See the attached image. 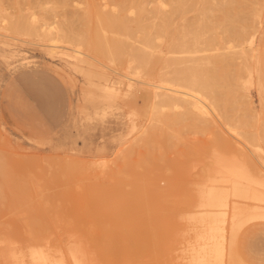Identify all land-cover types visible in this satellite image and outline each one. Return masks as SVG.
I'll return each instance as SVG.
<instances>
[{"label": "rangeland", "instance_id": "rangeland-1", "mask_svg": "<svg viewBox=\"0 0 264 264\" xmlns=\"http://www.w3.org/2000/svg\"><path fill=\"white\" fill-rule=\"evenodd\" d=\"M70 1L0 0V249L1 239L9 233L17 247L27 250L33 243L32 233L49 234L51 241L65 244L76 232L86 243L87 258L95 264H171L173 260L172 264H195L194 257L206 242L201 232L207 214L199 212L198 192L209 173L206 165L214 166L218 150L223 149L225 159L231 161L239 158L235 155L241 151L240 143H248L241 144L249 153L244 155L253 156L252 162L258 166L255 168L248 157V170L260 181L257 188L264 197V88L259 86L256 57L237 60L247 66L240 75L248 109L236 103L234 113L232 104L227 105L235 116L229 110L226 114L225 105L217 122L224 124L220 125L222 131L228 123L235 126L245 140L227 127L223 132L229 134H221L220 140L218 134H192L195 129L189 126V114L182 119V109H172L164 102L163 107L153 95L154 87L146 83L155 82V76L141 74L143 69L136 73L121 58L112 63L97 58L85 48L83 57L94 66L82 63L83 70L75 69L62 50L47 52V37L25 30L22 34L21 29L10 27L20 15L29 18L33 13L39 23L56 22L66 15L74 19L77 31L86 28L80 19L86 0ZM262 36L264 6L258 7L256 30L246 42L256 54L264 46ZM166 46L167 39L157 41V54L164 56ZM87 69L106 76L87 75ZM103 85L117 88L107 95L109 99L102 94L106 92ZM226 115L228 123L220 120ZM231 115L235 117L230 119ZM141 128L147 132L140 134ZM223 137L231 143L236 140L233 146L237 144L239 149L227 146ZM205 143L224 144L229 150L225 151L224 145L218 150L210 145L212 151L213 147L218 151L214 156ZM103 160L109 161V166ZM100 163L106 168L102 170ZM233 200L255 201L233 195L228 198L230 207ZM245 214L240 216L243 223L237 221L240 217L236 219L237 228L232 226L231 232L226 215L224 227L228 225L230 233L225 232V264H264V217ZM226 244L233 246V258L227 257ZM7 259L6 250H0V264Z\"/></svg>", "mask_w": 264, "mask_h": 264}, {"label": "bare ground", "instance_id": "bare-ground-1", "mask_svg": "<svg viewBox=\"0 0 264 264\" xmlns=\"http://www.w3.org/2000/svg\"><path fill=\"white\" fill-rule=\"evenodd\" d=\"M55 1L57 2V0ZM70 2L73 3L72 0ZM82 6L84 7V5ZM260 6H264V0H105V2H101V0H86L84 11L82 16H80L86 28H80L81 31H79V28H77L78 31L74 29L76 28L74 25L75 22H73L74 19L66 15L62 19L60 17V20L56 22L42 20L39 23L38 18L33 13H30L29 18L20 15L17 19L15 18V21L14 16H11L14 22L12 20H9V22L11 21L13 23L10 27L13 29L16 27L18 30L21 29L22 34H25L22 30H25L30 35L31 33H35L39 37H47L48 41H50L48 48L46 43L44 45L47 48V52L53 54L62 50L61 54L63 53L65 56L71 58L70 60L75 69L83 70L85 66L82 63L94 66L93 63L83 57L86 54L83 51L84 48L95 52L97 58H107L110 61L121 58V61H125L123 64L127 62L128 67L135 70L136 73L140 69H143L142 71L140 70L141 72L144 71L141 74L155 76L153 77L156 78L155 82L151 81L146 84L154 87L152 91L153 95L159 98L161 105L164 102L167 105L169 104V106H173L171 107L172 109L174 107L175 109H182L179 112L180 114L183 112L181 117L184 120L185 113L189 114V126L195 129L192 130V134H218L219 136H216L219 138H216L220 140V137H222L221 134H229L226 131V133L223 132L226 130V127L229 128L228 130L231 129L230 131L234 135L240 134L239 136L236 135L239 138L242 135L235 129V126L234 128L231 127V124L227 121L229 118L227 116L232 110L231 107L235 111L237 107L233 105L239 103L243 105L245 110L248 109L249 101L244 91V85L241 82L240 75L244 70H247V66L243 62H237L239 57H256L255 65L260 75L259 86L264 88V46L256 54L253 52V48L246 43L250 38V33L256 30L257 10ZM61 7H64V5ZM75 10L77 11V9ZM67 12H70V10ZM77 14L79 15L80 13ZM77 14L76 16H78ZM3 19L6 20L5 17ZM13 29L12 31H14ZM4 30L8 32L7 28ZM161 39H167V49L164 56L157 54V41ZM260 41L264 43V36L261 37ZM85 73L87 75L95 73L103 78L104 75L106 76L103 72H98V70L96 71L94 69H87ZM61 75L64 74L62 73ZM127 84L128 86L131 85L130 80ZM103 86L106 92L102 94L105 98H108L109 93L117 90L116 87L110 85ZM229 104H232L230 105L231 107L227 106ZM223 107L226 109H224L226 114L228 112L227 110H229V114L226 115V118L223 117L220 119L222 121L226 119L228 123H225L227 126L222 131L223 128H220L222 123L217 122L219 121V115L223 111ZM234 113L237 112L235 111ZM222 114L225 115V113ZM234 115L236 116V114ZM235 116L231 115L230 119ZM184 120L180 119L181 122H184ZM132 128V131L134 130L135 132L134 124H132ZM145 131L147 132V129L144 128L139 133H146ZM139 133L138 136H141ZM223 136L226 137L225 135ZM224 137L221 139H225L226 145L228 144L227 146L230 145L232 147L236 143V140L234 143H231L229 141L231 140L230 138L227 137L226 139ZM216 138L213 139L215 140ZM241 138L244 139L243 135ZM132 140L135 139L132 138ZM220 143H218V146L216 143L210 145L214 147L216 145L217 150L226 147L224 144L220 146ZM237 143L240 142L237 141ZM205 144H208L210 150L212 149L209 143ZM205 144L204 146L206 147ZM246 144L248 143L246 142ZM246 144L243 146H246ZM125 145H128V143ZM240 145V150L245 151L246 147ZM235 146L239 149L237 144L233 147ZM214 147V151L211 150L212 154L214 153L216 155H213L217 156V152L220 151V155L215 158L214 166L206 165L210 167L208 174L206 166H204L206 169H204L206 171L205 174L208 176L206 178L204 174L205 177H201L204 181H201L202 187L198 192V205L195 204L201 206L199 212H202V214L205 213V215L207 214L203 232L199 230L205 237L206 242H201V244L203 243L201 249L194 257L197 261L195 264H225V260L223 259V252H225L224 244L227 236L225 232L227 231L229 234L233 231L231 230L233 228L232 226L236 227V223L240 220V223H243L241 217L244 218V215L242 216L244 213H246V216H250L251 214V217H264V204H262L264 203L262 202L264 197L260 195L261 192L259 193L260 190L258 191L257 188V184L260 181L254 179L256 177L250 172L252 169L248 170L250 168H248L249 161H247L249 156H245L249 154L246 153L247 150L244 153L238 150L240 151L239 155H237L238 152L235 151L236 149L232 150L233 152H237L235 157L239 156L240 158L243 155L245 159L242 156L243 158L241 157L239 159L237 157L238 160H235L237 158H233V156L232 158L234 160L230 161L228 158L229 160L227 161L224 157V150L222 149L216 152ZM242 147L244 150L241 149ZM197 149L199 150V147ZM227 149L228 147L225 148V151ZM221 151L223 155H221ZM223 157L227 162L224 161ZM249 158H251L250 162H252L253 156ZM105 160H103L105 166H109L110 162L108 161L106 163ZM93 162L95 164L98 163L95 160ZM94 163L91 162L92 166ZM97 165L99 166V163ZM102 165L103 163H100L101 167ZM105 166L102 167V170L106 168ZM253 166L258 168L257 163L255 165L253 164ZM253 166L251 165V167ZM229 189L232 190L231 193ZM231 194L237 195L240 199L250 198L255 201L241 202L233 200L231 201L233 203L232 205L230 204V207L228 198L229 196H233ZM229 210L230 215H228ZM187 215L189 214L187 213ZM205 215H202V217ZM226 215L230 217V229L227 227L228 225L226 226L230 232L224 227ZM193 217H196V215H192ZM236 219L237 221L240 220L237 222ZM192 229L195 228L193 227ZM71 234L69 232L68 235L70 237L65 239V244H62L51 241L49 234L40 232L32 233L33 243L29 245L27 250H24V248L15 245L11 239L12 235L9 233L6 238L1 239L2 246L0 250H6L8 254V259L5 264H95L86 256L87 248L85 241L79 238L78 233L72 232ZM196 245L198 246V243ZM228 245L226 244L227 251L228 248L229 251L228 253L226 251V254L230 258L233 246H230L231 243L229 245L230 247ZM238 263L240 264V262Z\"/></svg>", "mask_w": 264, "mask_h": 264}]
</instances>
